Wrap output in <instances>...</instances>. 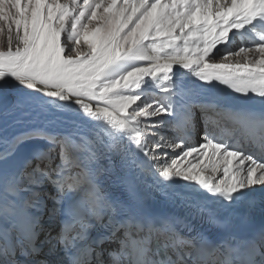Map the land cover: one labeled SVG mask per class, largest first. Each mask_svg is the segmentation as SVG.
Segmentation results:
<instances>
[{
    "label": "snow or ice",
    "instance_id": "1",
    "mask_svg": "<svg viewBox=\"0 0 264 264\" xmlns=\"http://www.w3.org/2000/svg\"><path fill=\"white\" fill-rule=\"evenodd\" d=\"M257 185L264 0H0V264H264Z\"/></svg>",
    "mask_w": 264,
    "mask_h": 264
},
{
    "label": "bare ground",
    "instance_id": "2",
    "mask_svg": "<svg viewBox=\"0 0 264 264\" xmlns=\"http://www.w3.org/2000/svg\"><path fill=\"white\" fill-rule=\"evenodd\" d=\"M239 40V39H238ZM215 60L217 61V62H220V57L218 56H216L215 57ZM220 87L221 88H225L226 86H223V85H220ZM228 91H231L230 89L228 90ZM201 142V141H200ZM218 175H222V173H220V174H218ZM259 188H261V186H259V185H257V186H254V191H256V190H258ZM245 191H247V190H245ZM151 195H152V197L154 198V200H156V201H158V202H160L161 203V206H163V204H164V202H165V196H164V194H163V192H161V191H152V193H151ZM245 202H243V201H241L240 202V204L238 205V210H244L245 209ZM54 231H56V230H53V235H55V233L57 232H54ZM93 232V231H92ZM91 235H93L92 233H91ZM43 237H41V239H42ZM103 247V246H102ZM115 247H116V245H115ZM114 247V248H115ZM100 249H102V248H97L96 250L97 251H100ZM42 258V257H41Z\"/></svg>",
    "mask_w": 264,
    "mask_h": 264
},
{
    "label": "rangeland",
    "instance_id": "3",
    "mask_svg": "<svg viewBox=\"0 0 264 264\" xmlns=\"http://www.w3.org/2000/svg\"><path fill=\"white\" fill-rule=\"evenodd\" d=\"M4 43H5V45H6V37L4 38ZM241 46H250V45H241L240 40L237 39L236 42H235V44L231 46L232 51H236V50H238V48L241 47ZM217 57H218V56H217ZM202 131H203L202 125H200V124L198 123V124H197V129H196V134H195V136H194L195 144H199V143L202 142L201 139H200V136H201ZM200 141H201V142H200ZM178 152H179V150H177L175 153L172 152L171 150H169V156H174V155L178 154ZM167 162L170 163V160H168ZM162 163H163V161H162ZM53 230L59 231V226H57V227H56L55 229H53ZM56 231H54V232H56ZM115 245H116L115 243H112V246H113V247H115Z\"/></svg>",
    "mask_w": 264,
    "mask_h": 264
}]
</instances>
